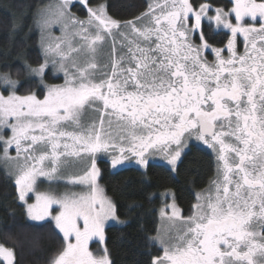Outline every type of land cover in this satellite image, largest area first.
Wrapping results in <instances>:
<instances>
[{"label":"snow or ice","instance_id":"1","mask_svg":"<svg viewBox=\"0 0 264 264\" xmlns=\"http://www.w3.org/2000/svg\"><path fill=\"white\" fill-rule=\"evenodd\" d=\"M78 3L85 19L73 0L37 13L43 60L27 67L42 98L17 94V81L0 75V160L26 218L50 220L63 236L48 264H112L106 247H89L105 245L106 222L124 223L97 182L98 154L113 168L127 160L147 168L158 156L177 172L193 139L213 153L214 174L187 216L171 193L160 211L168 227L147 238L162 250L150 264H264V0H231L230 8L149 0L126 20L106 3ZM205 20L230 34L224 47ZM49 67L62 84L45 82ZM61 180L80 190H55ZM0 261L16 264L15 248L0 243Z\"/></svg>","mask_w":264,"mask_h":264},{"label":"trees","instance_id":"2","mask_svg":"<svg viewBox=\"0 0 264 264\" xmlns=\"http://www.w3.org/2000/svg\"><path fill=\"white\" fill-rule=\"evenodd\" d=\"M52 0H0V75L7 73L19 84L17 92L43 91L38 80L29 75L28 67H37L43 60L39 46L40 34L36 28L38 8ZM57 1V0H53ZM199 4L204 0H192ZM213 7L230 8L231 0H207ZM95 7L106 3L108 14L118 20L131 19L144 10L148 0H89ZM72 12L80 19L87 16L79 3L72 5ZM204 24V31L212 43L223 46L229 34ZM45 81L60 83L48 70ZM0 84V91L2 90ZM5 92V91H4ZM214 155L191 144L172 172L162 164H149L145 171L128 167L117 172L109 163L99 161V183L117 207V215L124 221L120 227L105 230V247L112 264H150L151 258L162 250L147 238L154 236L158 226L156 209L158 194L171 191L182 214H190L195 193L207 186L214 174ZM15 186L0 165V243L15 248L16 264H48L62 248L63 238L53 223H30L22 204L16 199ZM0 264H2L0 262Z\"/></svg>","mask_w":264,"mask_h":264},{"label":"rangeland","instance_id":"3","mask_svg":"<svg viewBox=\"0 0 264 264\" xmlns=\"http://www.w3.org/2000/svg\"><path fill=\"white\" fill-rule=\"evenodd\" d=\"M58 2H59V0H57V1H53V0H52V1H50V2L45 3L44 5L40 6V7L38 8L37 12H36L35 18L37 19V13H38L39 11H41L42 9L47 8L49 5H55V4L58 3ZM76 2L78 3V0H73V4L76 3ZM148 2H149V0H148ZM73 4H72V5H73ZM74 14H75V13H74ZM75 15H76V14H75ZM76 16H77V15H76ZM84 19H85V18H84ZM205 22L208 23L207 20H205ZM208 24H209V23H208ZM213 27L215 28V25H214V24H213ZM36 28L38 29L39 34H40V36H41L40 29H39V27L37 26V24H36ZM219 30L228 33L227 30H224V29H219ZM50 31H51V33L53 34V36H59V35H61V30H60V27H59V26H53V27L51 28ZM228 34H229V33H228ZM229 35H230V34H229ZM48 70H49L50 73H51V77H59V78L62 79V82H60V83H58V84H62V83H63V74H62V73H61V74H56V73L53 71V69H52L51 67H49ZM48 70H47V71H48ZM31 77H33L34 79H37L38 82H39V78L34 77V76H31ZM45 82H46V81H45ZM46 83H48V84H52V83H50V82H46ZM2 87H3V89H2L3 91H0V92H2L3 94L7 95V89H6V86L2 85ZM18 87H19V84L17 83V88H18ZM38 87L41 88V89H43V85H41L40 82L38 83ZM4 91H5V92H4ZM31 92H34V91L32 90ZM17 94H19V95H27V94H29V92L26 93V94H20V93L17 92ZM5 134H6V135H10V132H9L8 130H5ZM191 144H195L196 146H198V147H200V148H203L204 150H207L208 152L212 153L211 151H209V150L206 148L205 145H203L202 143H200V142H198V141H195L194 139L191 140V141L189 142V147H190ZM189 147H188L187 149H185L184 153L189 149ZM184 153L182 154V157H183ZM11 155L15 156V151H14V150H12ZM182 157H181V158H182ZM97 160H98V162L101 161V160L108 162V163H109V166H110V169H111L113 172H117V170L124 169V168H123L124 166L121 167V166H119V165H118L119 167L113 168V167L111 166V162L109 161V157L106 156V155H104V154L99 155L98 158H97ZM180 160H181V159H180ZM98 162H97V167H98ZM149 162H150L151 164H158V165H159V164H162V165H164L166 168H168L169 170H171V169H170V166H168L165 162H163L158 156H157V157H154V158H152V159H150ZM179 162H180V161H178V163H179ZM0 165H1L2 169L8 174V168L6 167V165H5V163H4L3 160H0ZM89 166H90V161H89ZM125 166H134V167L140 169L141 171H145V170H146V168H140L139 166L137 167L136 165H133V164H128V165H125ZM98 169H99V168H98ZM76 171H79V169H77ZM99 177H100V175L97 177V182H98V184L100 185V183H99ZM39 186L41 187V189H46V188L49 186V182L46 181V180L41 179V181L39 182ZM52 186H53V188H54L55 190H57V191H59V192H64V191L66 190V188H71L72 190H75V191H79V190H80V186H68V185H66V182L63 181V180H61V181H56V182H52ZM100 186H101V185H100ZM101 187H102V186H101ZM165 193H168V195L165 196ZM171 193H172L171 191H165V192L160 193V194L157 195V197H158V199H159V205H158V207H157V209H156V212H157V218H158V226H157L156 233H157V231H160L161 234H163L164 229H165L166 227H168V222H167L164 218H162V217L160 216V211H161V209H163V208L165 207L166 204H171V203H173V197H172ZM29 202H31V201H29ZM175 203H176V202H175ZM22 206H23V205H22ZM23 208H24V206H23ZM167 211H168V213H169V215H170V214H171V209L169 208V209H167ZM27 220H28V219H27ZM28 221H29L30 223H32V224H42V223H46V222L53 223V222L50 221V220H48V221H42V222H35V221H30V220H28ZM119 221H122V220L119 219ZM53 224H54V223H53ZM122 225H123V223H120V222H118V221L110 220V221L106 222L105 230H106V228H108V227H120V226H122ZM57 231H58V230H57ZM58 232H59V231H58ZM156 233H155V235H156ZM60 234H61V233H60ZM61 236H62V234H61ZM62 238H63V236H62ZM155 245H157V246L160 248V246H159L158 244H155ZM89 247H90V250H91L93 253L101 254V253L103 252V250H104L105 245H100L98 240H93V241H90V243H89ZM160 249H161V248H160ZM0 262L3 264L2 261H0Z\"/></svg>","mask_w":264,"mask_h":264},{"label":"flooded vegetation","instance_id":"4","mask_svg":"<svg viewBox=\"0 0 264 264\" xmlns=\"http://www.w3.org/2000/svg\"><path fill=\"white\" fill-rule=\"evenodd\" d=\"M204 24H208V23H206L205 21H204ZM209 25V24H208ZM211 27H212V29H213V34L214 35H216V34H218V32H221L220 30H216L214 27H213V25H211ZM197 40H198V36H197ZM214 44V43H213ZM216 45V44H215ZM226 44H224L223 46H220V45H216V46H219V47H224ZM238 50L239 51H243V40H242V37L241 38H239V43H238ZM210 59H211V56L209 57ZM207 148V147H206ZM208 149V148H207ZM209 151H211L210 149H208ZM99 155H102V154H98V156ZM104 155H106V156H108L107 154H104ZM109 157V156H108ZM109 161H110V158H109ZM111 162V161H110ZM128 164H133V165H136L135 164V162H134V160H127V161H125L124 162V164H122V165H119V166H124L123 168H128V167H134V166H125V165H128ZM149 164H151L150 162H149ZM119 166H117V167H119ZM137 167H138V165H136ZM134 168H136V167H134Z\"/></svg>","mask_w":264,"mask_h":264}]
</instances>
